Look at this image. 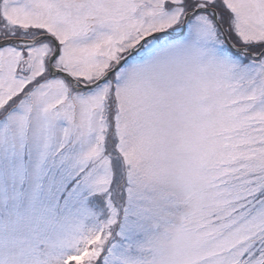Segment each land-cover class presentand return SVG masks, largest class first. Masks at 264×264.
Instances as JSON below:
<instances>
[{
  "label": "snow or ice",
  "instance_id": "snow-or-ice-1",
  "mask_svg": "<svg viewBox=\"0 0 264 264\" xmlns=\"http://www.w3.org/2000/svg\"><path fill=\"white\" fill-rule=\"evenodd\" d=\"M0 264H264V0H0Z\"/></svg>",
  "mask_w": 264,
  "mask_h": 264
}]
</instances>
